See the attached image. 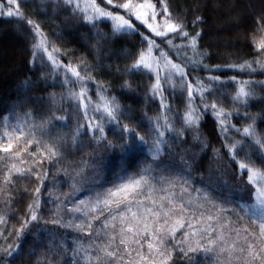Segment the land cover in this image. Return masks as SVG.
Masks as SVG:
<instances>
[{
	"label": "trees",
	"instance_id": "trees-1",
	"mask_svg": "<svg viewBox=\"0 0 264 264\" xmlns=\"http://www.w3.org/2000/svg\"><path fill=\"white\" fill-rule=\"evenodd\" d=\"M96 2L101 7L116 11L113 6L107 5L106 0ZM165 2L169 10L187 25L186 30L190 35L202 32L199 43L200 50L209 54L204 59L207 68L196 65L194 75L206 83L209 76H220L225 85L219 89L222 99L216 102L234 113L231 123L235 128L248 126L252 123L248 117H255L256 131L264 138V70L258 64L253 65L256 68L253 73L229 67L245 61H264V53L255 46L262 32L258 20L264 14V0ZM81 4L83 6V0ZM21 7L29 19L40 24L50 42L69 54L67 58H62L65 64H81L82 68L92 70V79L88 83L92 101L99 102L97 85L102 86L100 91L109 97H116L126 110L123 122L138 129L151 142L153 121L168 110L162 107L159 96L150 98L149 89L154 78H150L146 70L135 74L126 71L142 47L140 37L113 32L107 20L97 21L96 26H93L83 18L82 13L71 12L57 0H30L27 4L21 0ZM201 17L204 23H197ZM141 31L147 34L145 29L141 28ZM33 42L31 26L26 22L0 18V139L6 145L5 117L9 121L7 131L14 136L17 134V125L27 132L33 122L40 123L42 116L48 119L52 115L67 116L68 119L55 120L46 131L39 128L33 130L37 139L53 142L59 147L62 153L59 162L44 160L43 164L36 163L35 156L30 155L37 151L36 144L27 146V151H23L24 139L27 137L13 141V153L18 149L21 152L17 160L9 161L7 154L0 152V190H3L0 192V216L4 218V223L0 224V232L3 233L0 235V264H95L98 253L93 242H105L104 238L98 240L95 235L100 230V221L93 225L94 235L89 238L86 233L63 226L64 222L78 216L67 209H71L81 199L95 200L97 194L103 195L107 189L117 186L121 182L118 173L136 176L148 164L152 165L157 181L162 176H185L191 181L192 195L197 191L208 193L214 202L223 205L226 210L223 216L232 222V227L258 231L254 222L246 218L238 219L244 217L242 209L246 210L245 204L254 202L255 191L248 184L247 176L239 175L238 164L230 158L225 147V136L221 135L219 124L213 116L205 115L198 129L185 128L182 117L186 111L187 97L180 89L173 90L165 85L164 103L170 107V121L176 131L183 129V134L175 138L171 132L166 135L165 139L170 144L156 163H153L147 147L133 153H122L119 145L123 141L119 138L118 129L103 119L107 138L115 147H108L105 141L97 143L90 131L88 135L80 137V144L73 145L70 137L78 124H84V119L77 113L75 103L66 97L67 87L63 86L62 71L57 73L40 62L39 53L36 54L34 66ZM188 70L193 73L191 66ZM232 77L236 78L235 81ZM238 81L254 82L248 85L254 91V98L249 100L247 107L233 105L231 97L239 87ZM125 82L130 83L131 88L122 87ZM75 87L78 90L79 85ZM237 111L240 114H236ZM245 112L247 117L243 115ZM129 114L131 119L127 118ZM229 135L249 145L246 151L255 153L252 159L257 165L260 164L258 157L264 156V153L257 150L258 146L245 138L242 132L237 133L230 128ZM204 142L207 147L203 146ZM228 142L231 143V140ZM238 159L245 157L239 156ZM11 163L33 171L39 169L42 176L47 175L41 189V219L25 228L18 238L15 230L21 226L22 219L27 218L28 206L39 185L31 173L27 177L13 173L12 183L5 185ZM73 183L80 189L74 194ZM156 187L166 185L156 183ZM48 191L52 192L51 198ZM68 194L72 195L68 197ZM54 218L62 219L60 223H52ZM74 222L78 223L79 220ZM179 237L180 233H177ZM249 240L256 242L251 237ZM78 243L83 245L84 251L78 252L73 258L71 252ZM143 243V252L147 254V238ZM174 243H169L168 247L171 248ZM9 244L13 247L18 244L19 251L7 255L3 249ZM64 245L67 248L61 252L60 248ZM216 259L212 253L203 251L189 253L187 257L177 251L169 264H216ZM220 259L226 261L229 257L224 255ZM244 259L241 257V261ZM232 264L240 262L233 258ZM252 264H261V261L256 259Z\"/></svg>",
	"mask_w": 264,
	"mask_h": 264
},
{
	"label": "snow or ice",
	"instance_id": "snow-or-ice-1",
	"mask_svg": "<svg viewBox=\"0 0 264 264\" xmlns=\"http://www.w3.org/2000/svg\"><path fill=\"white\" fill-rule=\"evenodd\" d=\"M23 2L27 4L30 0ZM57 2L67 6L71 12L82 13L83 18L93 26H96L97 21L107 20L113 32L139 36L142 47L131 67L126 71L135 74L146 70L149 77L154 78V83L149 89L150 98L159 96L162 107L168 111L170 107L164 103L165 85L173 90L180 89L187 97L186 111L182 117L185 128L198 129L205 115L215 118L221 135L225 136L227 152L238 164L239 175H246L248 184L253 186L255 191V202L246 205L245 208L248 210L242 209L244 217L238 219L246 218L254 222L258 231L252 232L247 227L243 229L232 227V222L223 216L226 211L223 205L214 202L206 192L197 191L192 195L191 181L185 176L175 178L162 176L157 181L151 164L146 165L136 176L118 173L121 182L117 186L107 189L103 195L97 194L95 200L81 199L73 204L72 208L67 210L78 214L74 220L79 222L68 220L63 226L86 233L91 238L94 235L93 225L96 221H100V230L95 235L98 240L104 238L105 242H93L95 252L98 253L95 256V264H169L177 251L186 257L189 253L198 251L212 253L217 257L216 264H232L233 258L240 264H252L256 259L264 264V156L258 157L260 164L257 165L252 159L255 153L246 151L249 145L231 137L229 129H234L237 133L242 132L243 136L258 146L257 150L262 153H264V138L256 131L255 117H248L252 121L248 126L242 129L235 128L231 123L234 113L227 111L216 102L222 99L219 89L225 85L220 76H209L206 83L204 79L194 75L196 65L207 68L204 59L209 54L200 50L199 43L202 32L190 35L186 30L187 25L173 15L166 2L159 11L152 0H120L118 3H114V0H106L107 5L113 6L116 11L101 7L96 0H83V6L81 0H57ZM5 17L15 19L18 23L26 22L31 26L34 40L32 46L34 66L37 61L36 54L39 53L40 62L47 64L57 73L62 71L63 86L67 87L66 97L70 102L75 103L77 113L84 119V124H78L70 137L73 145L80 144V137L88 135L90 131L97 143L105 141L108 147H115L107 138L105 124L102 120L96 119V113H100L103 120L118 129L119 138L123 141L119 145L122 153H133L147 147L153 163L160 160L164 149L169 146L170 142L165 139L169 132L173 133L174 138L182 136L183 129L176 131L173 128V122L170 121L166 111L153 121L151 129L153 139L149 143L138 129L123 122L126 110L121 107L116 97H109L100 91L102 86L97 85L99 103L92 101L88 88V83L92 79L90 75L92 70L82 68L81 64L73 65L71 62L65 64L62 58H67L69 54L50 42L40 24L25 15L21 0H0V18ZM197 23H204L203 18H198ZM258 23L262 26V32L255 46L264 53V14L259 17ZM141 28L145 29L147 34L142 32ZM176 41L181 42L176 43ZM254 64H258L260 69L264 70V61L260 60L245 61L229 67L253 73L256 71ZM190 66L193 68V73L188 70ZM235 79L232 77L233 81ZM237 83L239 87L231 97L233 105L247 107L249 100L254 98V91L248 85L254 82L238 81ZM76 85H79L78 90ZM122 87L131 88V85L125 82ZM236 114L240 113L237 111ZM243 115L247 117L246 112ZM127 118L132 117L129 114ZM67 119V116L52 115L51 119L42 116L40 123L33 122L27 132L17 125V134L14 136L7 131L9 121L5 117L4 138L7 143L5 145L0 139V152L7 154L9 161L17 160L21 152L18 149L13 153V141L27 137L24 139L23 151H27V146L36 144L37 151L30 154L35 156L36 163L43 164L44 160L59 162L62 155L59 147L53 142L37 139L33 130L39 128L41 131H46L55 120ZM229 140L231 143L228 142ZM203 146L207 147V143L204 142ZM239 156H244L245 159H238ZM21 162L26 163V161ZM188 167L190 168V165ZM13 173L25 177L31 173L39 185L35 189L32 203L28 206L27 218L22 219L21 226L15 230L18 238L24 233L25 228L41 219L43 203L41 189L47 175L42 176L39 169L33 171L31 168L25 169L18 167L17 163H11L4 181L5 185L12 183ZM156 183H162L166 187L157 188ZM72 187V194L80 191L75 183ZM72 194H68V197ZM48 196L52 197L51 191H48ZM61 219L54 218L52 223H60ZM3 223L4 218L0 216V224ZM117 224H119L118 231ZM241 232L244 233L243 236ZM177 233H180L179 238ZM0 235L3 233L0 232ZM249 237L256 242H251ZM145 238H147V254L143 252ZM173 241L175 243L169 248V243ZM19 248L18 244L15 247L9 244L3 251L11 255L13 251H19ZM66 248V245L61 246L60 251L64 252ZM83 251V245L78 243L71 255L75 258L78 252ZM224 255L229 259L222 261L220 257ZM241 257L245 259L241 261Z\"/></svg>",
	"mask_w": 264,
	"mask_h": 264
},
{
	"label": "rangeland",
	"instance_id": "rangeland-1",
	"mask_svg": "<svg viewBox=\"0 0 264 264\" xmlns=\"http://www.w3.org/2000/svg\"><path fill=\"white\" fill-rule=\"evenodd\" d=\"M120 2V0H114V3H118ZM152 3H155L157 5V10L159 11L161 9V7L163 6V4L165 3V0H152ZM174 15V14H173ZM175 16V15H174ZM158 19H162V17H158ZM163 74V73H162ZM95 102V101H94ZM96 103H99V102H96ZM96 119H100L102 120V116L100 113H96ZM150 143V142H149ZM148 151V149H147ZM149 154H151L149 151H148ZM255 202V200H254ZM253 202V203H254ZM252 204V203H251ZM248 205V204H245V206ZM248 210V209H246Z\"/></svg>",
	"mask_w": 264,
	"mask_h": 264
}]
</instances>
